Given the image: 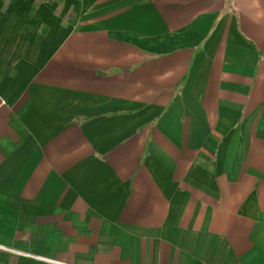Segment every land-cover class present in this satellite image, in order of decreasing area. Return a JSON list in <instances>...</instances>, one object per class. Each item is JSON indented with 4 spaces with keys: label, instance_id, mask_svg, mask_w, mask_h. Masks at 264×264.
I'll return each mask as SVG.
<instances>
[{
    "label": "crops",
    "instance_id": "1",
    "mask_svg": "<svg viewBox=\"0 0 264 264\" xmlns=\"http://www.w3.org/2000/svg\"><path fill=\"white\" fill-rule=\"evenodd\" d=\"M264 264V0H0V264Z\"/></svg>",
    "mask_w": 264,
    "mask_h": 264
},
{
    "label": "built area",
    "instance_id": "2",
    "mask_svg": "<svg viewBox=\"0 0 264 264\" xmlns=\"http://www.w3.org/2000/svg\"><path fill=\"white\" fill-rule=\"evenodd\" d=\"M47 262H50L52 264H59L58 262H53V261H47Z\"/></svg>",
    "mask_w": 264,
    "mask_h": 264
}]
</instances>
